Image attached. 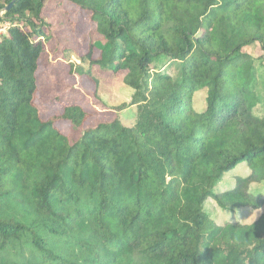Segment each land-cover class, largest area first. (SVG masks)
<instances>
[{
    "label": "trees",
    "instance_id": "trees-1",
    "mask_svg": "<svg viewBox=\"0 0 264 264\" xmlns=\"http://www.w3.org/2000/svg\"><path fill=\"white\" fill-rule=\"evenodd\" d=\"M11 1L0 0V264H264L253 189L264 186V86L244 52L264 53V0H15L5 12ZM65 3L103 41L96 55L90 41L81 55L61 47L68 72L94 89V67L123 73L132 125L84 128L90 113L71 102L43 119V13ZM209 205L258 214L218 223Z\"/></svg>",
    "mask_w": 264,
    "mask_h": 264
},
{
    "label": "rangeland",
    "instance_id": "rangeland-1",
    "mask_svg": "<svg viewBox=\"0 0 264 264\" xmlns=\"http://www.w3.org/2000/svg\"><path fill=\"white\" fill-rule=\"evenodd\" d=\"M2 16L3 13L0 12V18ZM43 18L50 24L48 31L50 41L47 45L46 57L38 70L40 77L36 96V102L40 106L43 119L58 115L63 105L71 102L80 104L90 113L84 128L93 127L100 122L111 121L115 116H118L124 126L132 125L136 116V105L130 104L133 91L123 84L124 74L102 73L94 67L93 77L97 81V87L94 89L93 82L76 78L68 72L67 61L59 52L61 47H66L76 55H81L84 49L82 43L90 41L95 47L96 55L97 48L103 44V41L100 35L89 34L93 30V25L70 3H65L57 8L47 6ZM5 27H7L6 23H0V33L5 32L1 30ZM62 31H65V34ZM53 49L56 52H53ZM244 52L253 59V64L257 67V90L261 91L264 86V53L256 43L247 46ZM74 57L70 58L71 62H77ZM162 65L169 68L168 72H173V63L163 62ZM202 97V92L195 95L194 105L197 111H201L203 108ZM254 112L256 115H260L259 107H256ZM61 129L64 133L68 132L66 126H62ZM244 174V168L240 167L232 173L231 177ZM227 180H231V178L227 177ZM253 189L256 194L264 196V186H253ZM206 209L210 217L218 223L235 221L249 224L255 220L258 214L257 211L248 212L246 210H237L233 213L215 212V210L211 211L210 205Z\"/></svg>",
    "mask_w": 264,
    "mask_h": 264
},
{
    "label": "water",
    "instance_id": "water-1",
    "mask_svg": "<svg viewBox=\"0 0 264 264\" xmlns=\"http://www.w3.org/2000/svg\"><path fill=\"white\" fill-rule=\"evenodd\" d=\"M14 2H15V0H12V1L7 5V7L5 8V12H7V11L11 8V6L13 5Z\"/></svg>",
    "mask_w": 264,
    "mask_h": 264
},
{
    "label": "built area",
    "instance_id": "built-area-1",
    "mask_svg": "<svg viewBox=\"0 0 264 264\" xmlns=\"http://www.w3.org/2000/svg\"><path fill=\"white\" fill-rule=\"evenodd\" d=\"M7 25V24H6ZM6 27L5 28H2L1 30H4L5 31Z\"/></svg>",
    "mask_w": 264,
    "mask_h": 264
}]
</instances>
